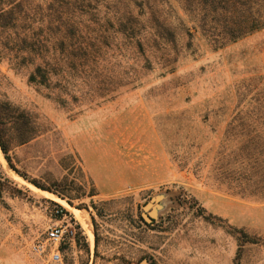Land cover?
<instances>
[{
    "label": "rangeland",
    "instance_id": "1",
    "mask_svg": "<svg viewBox=\"0 0 264 264\" xmlns=\"http://www.w3.org/2000/svg\"><path fill=\"white\" fill-rule=\"evenodd\" d=\"M104 1L94 17L77 14L100 47L87 73H71L48 45L33 59L60 63L65 80L35 85L33 65L14 67L0 53L9 148V160L0 153V264H264V27L215 47L199 31L191 38L179 11L185 21L167 61L117 33ZM39 19L47 16L33 26L46 39ZM4 22L0 50L13 33ZM25 119L41 134L16 145ZM87 144L122 183L116 192L99 189L84 163ZM143 181L152 184L134 185ZM56 224L74 233L61 263L33 251Z\"/></svg>",
    "mask_w": 264,
    "mask_h": 264
},
{
    "label": "trees",
    "instance_id": "2",
    "mask_svg": "<svg viewBox=\"0 0 264 264\" xmlns=\"http://www.w3.org/2000/svg\"><path fill=\"white\" fill-rule=\"evenodd\" d=\"M100 1L103 0H44L43 4L34 5L30 0H10V9L0 10V20L7 21L4 24L13 30L1 43V58H7L12 66L18 68L33 65L28 81L45 87L56 88L61 79L65 80V69L60 63H36L33 59L41 58L50 46L66 55V68L71 73H87L89 61L97 57L96 51L100 47L95 50L96 38L94 42H88L90 38L83 35L79 29L82 21L77 14L94 17L93 10L97 9ZM104 3L108 14H111L108 24L116 27L117 33L139 49L143 50L145 45L156 48L167 61L171 52L176 54V24L183 25L185 21L178 15L179 11L191 23L186 28L187 34L192 38L191 29L199 31L215 47L236 42L264 27V0H105ZM44 14L47 16L45 23L43 19L38 22L50 36L41 39V32H36L33 26L37 15ZM177 20L179 23H175ZM2 28L3 35L6 32L5 27ZM56 101L66 103L61 97ZM7 105L0 102V147L9 160L2 127V115L7 112ZM28 123V119L21 121L16 145L27 143L41 134L39 128L27 131ZM246 190L240 192L246 193Z\"/></svg>",
    "mask_w": 264,
    "mask_h": 264
},
{
    "label": "crops",
    "instance_id": "3",
    "mask_svg": "<svg viewBox=\"0 0 264 264\" xmlns=\"http://www.w3.org/2000/svg\"><path fill=\"white\" fill-rule=\"evenodd\" d=\"M88 147L91 148V150L93 151L92 154L88 153ZM94 150L96 151L94 152ZM81 151L83 153L84 163L87 169L89 170L90 174L95 179L99 189L105 193L110 191L116 192L117 190H119L122 183L119 181L118 178L116 179L114 177H111V175L109 174L106 160L103 156L99 154V146H96V144H87L82 146ZM151 184V182L144 181L134 183V185L139 188H144Z\"/></svg>",
    "mask_w": 264,
    "mask_h": 264
},
{
    "label": "built area",
    "instance_id": "4",
    "mask_svg": "<svg viewBox=\"0 0 264 264\" xmlns=\"http://www.w3.org/2000/svg\"><path fill=\"white\" fill-rule=\"evenodd\" d=\"M47 239L44 242H37L33 245L34 253L48 257L55 263H61L63 260V246L74 238L73 231H69L67 226L56 224L48 230Z\"/></svg>",
    "mask_w": 264,
    "mask_h": 264
},
{
    "label": "water",
    "instance_id": "5",
    "mask_svg": "<svg viewBox=\"0 0 264 264\" xmlns=\"http://www.w3.org/2000/svg\"><path fill=\"white\" fill-rule=\"evenodd\" d=\"M157 199L151 200L146 206H145V213H144V218L147 222H152L153 218L155 217V212L151 211L155 207Z\"/></svg>",
    "mask_w": 264,
    "mask_h": 264
},
{
    "label": "bare ground",
    "instance_id": "6",
    "mask_svg": "<svg viewBox=\"0 0 264 264\" xmlns=\"http://www.w3.org/2000/svg\"><path fill=\"white\" fill-rule=\"evenodd\" d=\"M0 153H1V148H0ZM4 158V157H3ZM82 212V211H81ZM78 213V212H77Z\"/></svg>",
    "mask_w": 264,
    "mask_h": 264
}]
</instances>
